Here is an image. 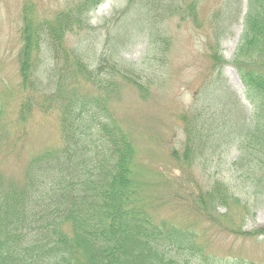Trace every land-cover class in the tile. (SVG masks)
I'll list each match as a JSON object with an SVG mask.
<instances>
[{
	"label": "trees",
	"instance_id": "trees-1",
	"mask_svg": "<svg viewBox=\"0 0 264 264\" xmlns=\"http://www.w3.org/2000/svg\"><path fill=\"white\" fill-rule=\"evenodd\" d=\"M203 1L124 0L97 25L90 12L103 0H53L43 16L24 8L20 83L0 90V264H204L216 260L203 240L209 229L264 242V226L243 229L251 210L243 194L264 193V0L247 1L232 59L243 96L223 74L220 44L227 27L239 23L244 0L210 12L208 75L194 102L175 111L173 127L184 138L171 152L181 179L162 180L170 193L145 194L154 192L137 178L135 135L109 107L124 86L143 99L163 89L173 45L169 24L202 28ZM139 35L149 39L147 54L132 63L119 47ZM15 87L20 94L10 112ZM37 117L53 120L55 136L26 155L32 138L26 123L33 131ZM18 129L27 135L22 143ZM232 149L236 156L223 168L221 156ZM9 159L17 165L7 169ZM171 201L193 210L202 225L156 216L154 209Z\"/></svg>",
	"mask_w": 264,
	"mask_h": 264
},
{
	"label": "rangeland",
	"instance_id": "rangeland-1",
	"mask_svg": "<svg viewBox=\"0 0 264 264\" xmlns=\"http://www.w3.org/2000/svg\"><path fill=\"white\" fill-rule=\"evenodd\" d=\"M52 1L0 0V90L4 88V85L17 86L20 83L17 55L22 46L20 33L23 26L24 8H33L37 15L43 16L53 8ZM204 1L200 9L207 20H202V28L199 29L198 25L190 21L169 24V35L173 39V45L165 66L166 81L162 85L163 89L156 90L150 98L143 99L138 91L136 92L130 86H124L117 98L109 102L112 113L114 112L122 123L129 124L130 131L132 130L135 135L136 169L140 173L137 178L139 180L146 179L147 183L150 184L149 190L154 192V195L144 191L149 196L156 197L157 193L164 196L170 193L163 189L162 180L175 179L178 181L181 179V176H179L181 170L179 163L171 155L172 150L175 148L174 145L180 146V142L184 138L182 129L173 127V122L176 120L175 111L185 105L189 106L193 102L194 93L205 80L209 70L207 71L208 63L204 59L203 53L206 51L204 48V30L212 32L211 20L215 21V19L211 18L210 12L220 8L223 10L226 3V0ZM123 5L124 0H107L103 2L90 14L91 24H99L114 9ZM228 24L229 22L224 21V25ZM227 29L229 30L226 36L222 38L220 48L225 59L231 61L242 36L243 18L236 25L228 26ZM148 45L149 39L144 35L129 38L124 46L119 47L121 50L120 55L129 62L140 63L146 57ZM223 69L230 85L239 95L243 96L244 86L236 68L228 63ZM19 94L20 92L15 87V92L10 95L12 99L8 102L10 112L15 111L17 107L16 97ZM10 112H6L5 115L9 116ZM50 116L55 120L53 114ZM52 119L35 118L33 131L31 122L26 123V133L29 137L32 134V138H30L31 148L24 150L26 155H28L30 149L40 150V147L46 144L45 141L52 143L55 136ZM26 133H20L18 129L16 138L21 136L18 143L25 140ZM235 156L234 149L221 156V160L225 164L223 168H229V163ZM9 161L4 163L3 167L8 169L11 164L17 165V163H13L14 161L10 159ZM17 161L19 160L17 159ZM216 162L209 163L212 173L216 170ZM198 166L202 169L204 163ZM193 171L196 172L195 174L201 182L200 171L196 168ZM218 176L220 175L218 174ZM222 176L227 181L230 172L225 171ZM192 184L196 185L195 183ZM177 185L179 187L181 184L177 183ZM189 190L192 189L189 188ZM243 195L244 200L248 199L251 205L250 212L246 214L243 229L249 230L264 226V193L255 196L250 195V193H244ZM218 210L220 212L224 211L222 207H219ZM154 211L158 217H166L175 221L179 218L182 220L192 219L194 223L197 222L198 225H202L193 210L181 209L174 201L161 205ZM203 240L207 243V255L216 256V260L210 257V259L203 261L204 264H216L215 261L218 264H264V242H259L255 238H239L225 232H219L216 235L215 229H209L205 232Z\"/></svg>",
	"mask_w": 264,
	"mask_h": 264
}]
</instances>
